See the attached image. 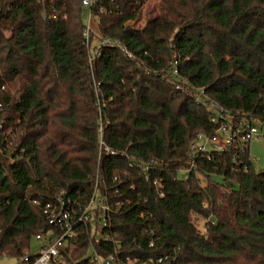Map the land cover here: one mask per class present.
<instances>
[{"label":"trees","instance_id":"obj_1","mask_svg":"<svg viewBox=\"0 0 264 264\" xmlns=\"http://www.w3.org/2000/svg\"><path fill=\"white\" fill-rule=\"evenodd\" d=\"M81 2L0 1V137L11 129L23 149L0 156V256L20 259L32 238L57 236L43 206L61 194L86 206L98 173L110 220L99 225L93 209L59 264H91V247L105 255L110 239L121 257L264 264V173L249 149L211 152L180 173L189 140L215 130L194 89L264 124V0H159L143 30L121 24L142 0H98L97 29L131 58L103 45L92 66ZM141 161L153 163L147 172Z\"/></svg>","mask_w":264,"mask_h":264},{"label":"built area","instance_id":"obj_2","mask_svg":"<svg viewBox=\"0 0 264 264\" xmlns=\"http://www.w3.org/2000/svg\"><path fill=\"white\" fill-rule=\"evenodd\" d=\"M1 1V0H0ZM7 1V0H3ZM41 1V0H40ZM98 4V0H82L81 10L84 18V42L85 45L90 48V55L88 63L93 65L95 58L100 55L101 46H110L113 48L119 47L124 51L128 58H131L123 45L115 40L111 41L104 38L97 29L98 17L92 13L93 8L98 6L99 13L104 12L103 7ZM66 16L62 18L65 19ZM94 25V27H93ZM96 27V29H95ZM91 35L97 38L99 44L94 48V52H91ZM171 74L177 75L176 64L173 65ZM196 95V104L203 106L212 114L210 115V123L215 126V130L210 133H198L191 140H189L188 155L191 159L188 167L180 170L183 179L188 178L187 174L194 170L197 166L199 158L208 156L211 152H224L230 148H237L240 152H245L249 149L251 139L259 136L257 130V122L251 118L237 119L223 108L219 107L205 95L203 89H194ZM99 134L102 136L103 129L98 128ZM1 130V126H0ZM2 136V135H1ZM2 138V137H0ZM103 142H100L102 145ZM20 142L16 141V138L12 135L11 129L8 130L7 135L0 140V156L5 157L8 161L12 162L20 156L23 149L19 148ZM106 151H109L106 148ZM114 154V152H110ZM238 163L237 156L233 159V164ZM240 163V162H239ZM137 162L136 165L142 169L143 172H147L150 169V165ZM135 166L130 164V167ZM105 183L104 178H101L97 173L94 177L93 188L91 197L86 206H77L71 200H68L67 196L62 194L58 195L57 201L54 204L46 203L42 208V213L47 218L48 224L58 232L57 236H53L50 232L46 237L37 236L36 241H40L41 251L38 254L32 255L30 251L25 253L23 257L17 259V264H59V260L62 259V249L65 244L71 242L76 236V227L79 225H87L91 222L94 214H91L93 209H97L101 214L98 215V224L105 227L106 223L110 220L111 208L109 206L108 196L100 192V185ZM203 184V181H201ZM154 185L159 187V182L154 181ZM160 196L162 194L160 193ZM33 205H38L33 201ZM206 204L204 203L203 207ZM96 237L100 236L99 231H95ZM103 240H108V236H104ZM114 249L105 255L100 254L93 246L91 247L87 259L91 264H177V259L174 256L164 254L156 257H147L141 259L140 257L120 256V251L123 249V245L118 242H114ZM148 248L154 247L153 240L148 242Z\"/></svg>","mask_w":264,"mask_h":264},{"label":"rangeland","instance_id":"obj_3","mask_svg":"<svg viewBox=\"0 0 264 264\" xmlns=\"http://www.w3.org/2000/svg\"><path fill=\"white\" fill-rule=\"evenodd\" d=\"M139 3V2H138ZM139 8L131 15V17L124 18L121 24L124 28H134L143 30L145 29L148 21L155 19L159 16V0H142ZM99 44L96 37L91 35V52H94V48ZM259 136L251 139L249 145V155L253 159L254 168L256 172L264 173V124L257 123L256 125ZM221 178H217V181ZM199 230L203 231L202 223H197ZM41 242L32 238L30 242V253L32 255L38 254L41 251ZM0 264H17L15 258L9 256H0Z\"/></svg>","mask_w":264,"mask_h":264},{"label":"crops","instance_id":"obj_4","mask_svg":"<svg viewBox=\"0 0 264 264\" xmlns=\"http://www.w3.org/2000/svg\"><path fill=\"white\" fill-rule=\"evenodd\" d=\"M93 27H94V25H93ZM95 29H96V27H95Z\"/></svg>","mask_w":264,"mask_h":264},{"label":"water","instance_id":"obj_5","mask_svg":"<svg viewBox=\"0 0 264 264\" xmlns=\"http://www.w3.org/2000/svg\"><path fill=\"white\" fill-rule=\"evenodd\" d=\"M65 198H66V196H65Z\"/></svg>","mask_w":264,"mask_h":264}]
</instances>
